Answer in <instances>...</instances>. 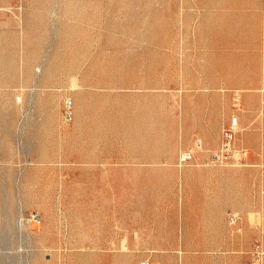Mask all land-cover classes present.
I'll use <instances>...</instances> for the list:
<instances>
[{"label": "rangeland", "instance_id": "1", "mask_svg": "<svg viewBox=\"0 0 264 264\" xmlns=\"http://www.w3.org/2000/svg\"><path fill=\"white\" fill-rule=\"evenodd\" d=\"M233 123L246 160L215 163ZM255 240L264 0H0V264H242Z\"/></svg>", "mask_w": 264, "mask_h": 264}, {"label": "built area", "instance_id": "2", "mask_svg": "<svg viewBox=\"0 0 264 264\" xmlns=\"http://www.w3.org/2000/svg\"><path fill=\"white\" fill-rule=\"evenodd\" d=\"M66 118H71V112L67 111L65 114ZM234 133L235 126L234 123L230 124L223 129L222 132V141L220 146L211 152V160L218 164L226 163H243L246 160L247 152L238 148L234 145ZM192 156V151H187L183 154V160H188ZM229 222L236 224L238 219V214L231 212L228 215ZM240 229V228H238ZM251 257L248 261L243 262L242 264H264V241L255 240L251 248ZM140 264H156L151 262L148 259L141 260Z\"/></svg>", "mask_w": 264, "mask_h": 264}]
</instances>
